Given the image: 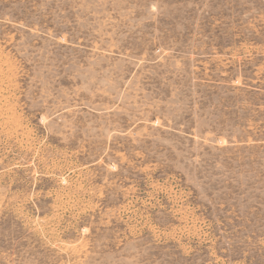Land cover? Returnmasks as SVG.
Segmentation results:
<instances>
[{
  "label": "rangeland",
  "instance_id": "obj_1",
  "mask_svg": "<svg viewBox=\"0 0 264 264\" xmlns=\"http://www.w3.org/2000/svg\"><path fill=\"white\" fill-rule=\"evenodd\" d=\"M0 264H264V0H0Z\"/></svg>",
  "mask_w": 264,
  "mask_h": 264
}]
</instances>
